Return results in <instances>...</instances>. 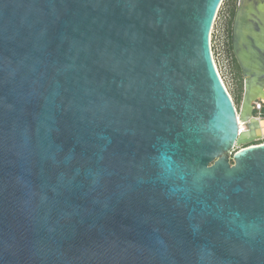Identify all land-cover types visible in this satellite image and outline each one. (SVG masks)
I'll return each instance as SVG.
<instances>
[{
  "label": "water",
  "instance_id": "water-1",
  "mask_svg": "<svg viewBox=\"0 0 264 264\" xmlns=\"http://www.w3.org/2000/svg\"><path fill=\"white\" fill-rule=\"evenodd\" d=\"M223 1L0 0V264H264V0L239 115Z\"/></svg>",
  "mask_w": 264,
  "mask_h": 264
},
{
  "label": "rangeland",
  "instance_id": "rangeland-1",
  "mask_svg": "<svg viewBox=\"0 0 264 264\" xmlns=\"http://www.w3.org/2000/svg\"><path fill=\"white\" fill-rule=\"evenodd\" d=\"M239 0H224L215 18L211 46L219 74L229 91L238 112L241 110L244 98V78L232 47V31ZM256 117L264 118V108ZM264 138L245 145L262 144ZM244 147V146H242Z\"/></svg>",
  "mask_w": 264,
  "mask_h": 264
},
{
  "label": "built area",
  "instance_id": "built-area-1",
  "mask_svg": "<svg viewBox=\"0 0 264 264\" xmlns=\"http://www.w3.org/2000/svg\"><path fill=\"white\" fill-rule=\"evenodd\" d=\"M264 108L263 101L259 100L254 104V113H258L259 115L262 112V109ZM264 143V140L262 141V144Z\"/></svg>",
  "mask_w": 264,
  "mask_h": 264
},
{
  "label": "bare ground",
  "instance_id": "bare-ground-1",
  "mask_svg": "<svg viewBox=\"0 0 264 264\" xmlns=\"http://www.w3.org/2000/svg\"><path fill=\"white\" fill-rule=\"evenodd\" d=\"M262 100L264 101V98H263V97H262ZM262 100H261V101H262ZM257 101H259V100H257ZM257 101H255V103H256ZM255 103H254V104H255ZM237 112H238V110H237ZM238 115H239V112H238ZM254 117H256V116H254ZM239 119H240V117H239ZM257 119H262V117H257ZM239 121H240V120H239ZM250 121H251V119L243 120V121L240 122V125L245 124V123L250 122Z\"/></svg>",
  "mask_w": 264,
  "mask_h": 264
},
{
  "label": "trees",
  "instance_id": "trees-1",
  "mask_svg": "<svg viewBox=\"0 0 264 264\" xmlns=\"http://www.w3.org/2000/svg\"><path fill=\"white\" fill-rule=\"evenodd\" d=\"M260 143H262V142H260ZM254 145H258V143L257 144H254Z\"/></svg>",
  "mask_w": 264,
  "mask_h": 264
}]
</instances>
